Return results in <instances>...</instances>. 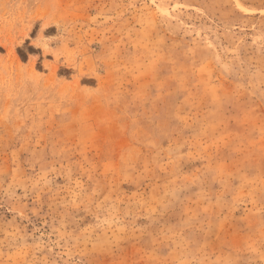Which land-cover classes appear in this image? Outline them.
I'll list each match as a JSON object with an SVG mask.
<instances>
[{
	"label": "rangeland",
	"instance_id": "obj_1",
	"mask_svg": "<svg viewBox=\"0 0 264 264\" xmlns=\"http://www.w3.org/2000/svg\"><path fill=\"white\" fill-rule=\"evenodd\" d=\"M0 264H264V0H0Z\"/></svg>",
	"mask_w": 264,
	"mask_h": 264
}]
</instances>
